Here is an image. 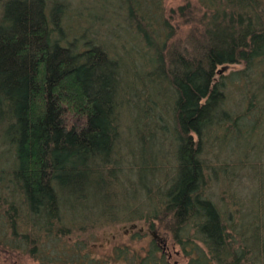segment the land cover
<instances>
[{
  "label": "trees",
  "instance_id": "16d2710c",
  "mask_svg": "<svg viewBox=\"0 0 264 264\" xmlns=\"http://www.w3.org/2000/svg\"><path fill=\"white\" fill-rule=\"evenodd\" d=\"M72 2L0 0V264L15 253L38 264H100L77 236L118 213L155 221L186 264H264V183L235 188V168L204 156L263 132L264 0H184L167 17L162 0H96L93 20L105 21V39L93 21L73 35L65 26ZM174 13L189 26L182 39L174 38ZM126 33L147 54L137 85L123 87L121 60L139 58L130 46L108 52L106 40ZM227 65L242 69L222 76ZM136 108L140 118L129 125ZM156 251L116 258L166 264L155 262Z\"/></svg>",
  "mask_w": 264,
  "mask_h": 264
},
{
  "label": "rangeland",
  "instance_id": "374dc122",
  "mask_svg": "<svg viewBox=\"0 0 264 264\" xmlns=\"http://www.w3.org/2000/svg\"><path fill=\"white\" fill-rule=\"evenodd\" d=\"M95 1L96 0H86L84 7L87 8L83 9L82 13L75 9L77 0H73L71 3L72 6L66 13V18L68 21L65 23L66 25H64L66 27L69 26L70 31L73 32V35L78 36V34L82 33V29H84L86 26L88 27V24L93 21V30H95L97 36L101 35L103 38L105 37V35L102 34V27L105 25V21L98 20L99 22L96 23V19L93 20V13H97V8L94 6ZM189 1L191 3L194 2V0ZM183 4L184 0H162V7L165 12V17H167L170 10L173 11ZM105 16L103 15L102 17L105 19ZM170 17V24L176 33L174 38L182 39L185 36L189 26L187 24H183L185 19L179 18L176 13L171 14ZM76 21H78L80 25H78ZM116 23L123 27L121 21H116ZM67 35L70 37L72 34L69 33ZM123 36L126 37L127 40L121 41V39H114V41H109V39H107V44L109 45V42L111 44L108 46L109 48L107 50L110 53L114 52L115 54H120L121 52L123 53L129 49V46L133 48L131 54H134L136 57H134L135 59H139H137V61H128L130 58L127 57V59H123L124 61L126 60L125 62L121 60V62L124 64L121 74L124 73L122 79L124 83L123 87L132 85L136 86L139 81L138 78H141L142 73L144 72L141 59H145V55L147 53L137 40H129L131 38L128 37V33L124 34ZM121 46L122 49L124 48V50H119ZM240 69H242L241 65H227L218 68V72L222 76H227L230 73L239 71ZM227 85V95H229V101L233 103V101L237 98L236 91L240 88L241 83L235 81L234 83ZM164 92L166 91H163L162 97H159L158 99V101L163 104V109L159 112L163 116L164 125L166 124V127L169 129V114L167 112L168 106H170V94L166 92L167 94L165 95ZM135 110L133 109L130 110L131 112H129V125L134 124L132 121L137 118L136 116H139L140 118V108H136ZM262 128L263 132L260 130L248 132L246 135H243L240 140L231 138L229 140L228 147L222 143L219 145V148L216 144H214L210 147H207L206 149L204 156L210 165L217 166L223 164L227 169H229L230 166L235 168L234 173L236 177L234 180L235 182L232 183L235 188L236 186L240 187L241 183L251 184L254 186V181L256 179H258L261 184L264 183V142H261L264 140V127ZM151 131L153 134V129ZM142 135L144 138L149 135L151 137V134H149L146 126H143ZM250 144L253 145H251L252 147L248 153L246 150ZM130 146L131 148L133 147L132 144H130ZM1 149L2 147H0V150ZM3 149H5V147H3ZM170 149L171 147L167 146L164 150V154L167 155V158L169 159L168 166H170L169 162L171 160L169 157L171 151ZM134 152L136 153V151ZM124 155L126 156V154ZM125 156L124 158L126 159L127 156ZM243 156H248V158ZM255 190L256 187H253V191ZM212 191L217 197H220L223 200H225L227 197V193L223 192L222 185L219 183H216L212 186ZM249 207L252 206L249 205ZM126 216H128V213H118L115 218H121L120 220L99 227L92 225V229L79 234L77 239L87 244L83 250L84 254L87 253L88 256L93 259V261H97V263L100 264H121L116 256H119V258L125 257L127 259L132 258V256L142 258L146 256L147 252L152 247L155 246L157 250L154 253L156 260L155 262H159V257L163 256L166 264H186L188 257L182 253L180 247L177 244H175L164 232L159 230L155 221L148 222V220L145 218L128 220L124 218ZM142 217L143 216H141V218ZM73 241L74 239H70L68 241V246L72 244ZM13 255L14 256L7 258L4 264H38L25 255L16 253ZM156 264H162V262Z\"/></svg>",
  "mask_w": 264,
  "mask_h": 264
}]
</instances>
